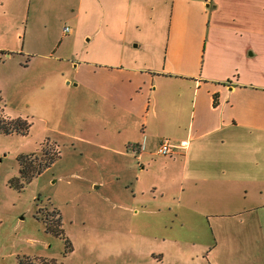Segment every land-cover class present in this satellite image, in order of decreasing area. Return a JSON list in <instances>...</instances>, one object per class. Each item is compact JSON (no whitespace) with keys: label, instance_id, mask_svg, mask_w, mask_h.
Returning <instances> with one entry per match:
<instances>
[{"label":"crops","instance_id":"crops-1","mask_svg":"<svg viewBox=\"0 0 264 264\" xmlns=\"http://www.w3.org/2000/svg\"><path fill=\"white\" fill-rule=\"evenodd\" d=\"M14 58L50 61L72 103L131 126L136 188L159 174L176 216L210 223L208 241L138 232L118 253L264 264V0H0V65ZM163 140L187 147L153 157Z\"/></svg>","mask_w":264,"mask_h":264},{"label":"rangeland","instance_id":"rangeland-1","mask_svg":"<svg viewBox=\"0 0 264 264\" xmlns=\"http://www.w3.org/2000/svg\"><path fill=\"white\" fill-rule=\"evenodd\" d=\"M53 66L35 60L25 69L18 58L0 65V117L31 124L27 135L0 133V264H17L23 256L58 264H135L132 253L118 252L119 247H131L138 232L210 240L207 219L197 222L191 213L176 216L183 208L153 189L162 183L159 174L139 181L136 188L140 161L126 141L131 126L124 121L123 134L117 133L113 121L107 122L111 113L72 103L57 76L43 74ZM51 143L58 159L15 188L11 181L18 178V157L28 156L35 165L45 159L43 152ZM155 150L153 157H173L156 156ZM54 208L61 216L62 237L46 233L35 218Z\"/></svg>","mask_w":264,"mask_h":264},{"label":"trees","instance_id":"trees-1","mask_svg":"<svg viewBox=\"0 0 264 264\" xmlns=\"http://www.w3.org/2000/svg\"><path fill=\"white\" fill-rule=\"evenodd\" d=\"M31 124L27 120L16 118H2L0 117V133L2 134H18V135H27ZM47 144V143H46ZM48 150H43V156L45 159L39 163L32 165L28 160V156H19L18 164V178L13 179L11 183L15 185L14 187L19 189L22 188L23 184L29 183L33 178L42 174L46 169H48L55 160L59 157V152L56 148L55 143L49 144L47 147ZM42 151V150H41ZM19 187V188H18ZM35 218L42 221L44 224V231L48 234H51L55 237H62V221L59 211L54 208L50 213H46L43 218L35 215ZM68 241V240H67ZM70 247L69 241L67 242V248ZM17 264H58L54 259L46 258H31L23 256L18 258Z\"/></svg>","mask_w":264,"mask_h":264},{"label":"built area","instance_id":"built-area-1","mask_svg":"<svg viewBox=\"0 0 264 264\" xmlns=\"http://www.w3.org/2000/svg\"><path fill=\"white\" fill-rule=\"evenodd\" d=\"M68 28H64V32H67ZM187 147V142L182 141L178 144H172L168 140H163L160 142V144L157 146L154 155L156 156H172L175 154L176 150H185ZM128 151H130L134 156L138 157L140 156L141 149L138 147V145L130 146L128 148Z\"/></svg>","mask_w":264,"mask_h":264}]
</instances>
